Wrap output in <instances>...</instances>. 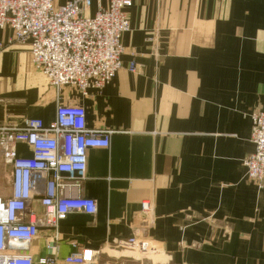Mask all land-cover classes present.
Instances as JSON below:
<instances>
[{
  "label": "crops",
  "instance_id": "0c3cea01",
  "mask_svg": "<svg viewBox=\"0 0 264 264\" xmlns=\"http://www.w3.org/2000/svg\"><path fill=\"white\" fill-rule=\"evenodd\" d=\"M126 11L121 68L87 96L55 94L29 43L0 28V121L48 124L59 102L81 105L87 128L108 132L82 176L64 174L82 178L78 193L96 212L58 222L56 264H69L71 242L99 251L87 264H125L114 245L133 235L154 245L157 264H264V184L243 164L254 150L250 114L264 110V0H131ZM17 149L30 156L24 143ZM143 199L151 224L140 220ZM51 234L41 226L21 251L44 257Z\"/></svg>",
  "mask_w": 264,
  "mask_h": 264
},
{
  "label": "built area",
  "instance_id": "2783aa9c",
  "mask_svg": "<svg viewBox=\"0 0 264 264\" xmlns=\"http://www.w3.org/2000/svg\"><path fill=\"white\" fill-rule=\"evenodd\" d=\"M94 1L96 11L89 14ZM130 4L131 0H106L105 5L102 0H68L63 5L54 0H0V28H11L10 41L29 43L33 67L46 76L55 94L69 87L87 96L89 90L109 83L121 68V38L130 29L126 11ZM136 68L131 61L128 70L135 72ZM250 118L254 150L243 164L247 178L261 186L264 110L252 112ZM19 143L28 147L30 156L19 154ZM108 147V132L87 128L85 109L78 104L58 102L55 118L48 124L40 118L0 121V166L5 169V185L0 188V264L57 263L58 222L70 212H96L95 201L78 193L82 178L69 182L64 174L82 176L87 151ZM34 201L40 213L34 209ZM152 212V201L143 199L139 210L142 224L153 222ZM41 226L50 228L52 234L45 244L47 255L35 260L21 250ZM71 247L64 258L69 264H87L99 254L77 242H71ZM114 248L117 252H158L136 235L118 240Z\"/></svg>",
  "mask_w": 264,
  "mask_h": 264
},
{
  "label": "rangeland",
  "instance_id": "374dc122",
  "mask_svg": "<svg viewBox=\"0 0 264 264\" xmlns=\"http://www.w3.org/2000/svg\"><path fill=\"white\" fill-rule=\"evenodd\" d=\"M4 173H5V169L2 166H0V188H3L5 185V178L3 177ZM116 254L126 255V257H121L127 260L125 264H157V261L159 260L157 259L159 258L158 255H152L151 253H142L140 251L139 252L118 251L116 252Z\"/></svg>",
  "mask_w": 264,
  "mask_h": 264
}]
</instances>
